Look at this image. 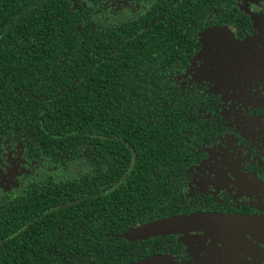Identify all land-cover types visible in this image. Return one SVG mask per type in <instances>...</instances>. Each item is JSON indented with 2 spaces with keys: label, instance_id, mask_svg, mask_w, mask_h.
<instances>
[{
  "label": "trees",
  "instance_id": "obj_1",
  "mask_svg": "<svg viewBox=\"0 0 264 264\" xmlns=\"http://www.w3.org/2000/svg\"><path fill=\"white\" fill-rule=\"evenodd\" d=\"M13 5L0 17V140L85 169L61 184L29 181L6 200L0 264H133L160 253L164 237L122 235L181 212L173 167L189 163L200 128L195 96L167 77L193 40L127 38L129 25L89 19L76 31L72 15L63 32L47 0Z\"/></svg>",
  "mask_w": 264,
  "mask_h": 264
},
{
  "label": "flooded vegetation",
  "instance_id": "obj_2",
  "mask_svg": "<svg viewBox=\"0 0 264 264\" xmlns=\"http://www.w3.org/2000/svg\"><path fill=\"white\" fill-rule=\"evenodd\" d=\"M14 2L0 0V17L5 10L16 9ZM47 2L49 9L56 11V25L63 32H67L68 17L72 15L76 31L84 29L85 20L89 19L108 23L114 30L129 25L127 38H137L144 30L147 40H160L163 36L171 39L172 34L174 40L189 36L193 40L192 53L186 55L184 62L176 60L174 67L178 70H170L167 78L178 92L195 96L191 109L198 116L200 133L189 163L173 167L179 171L173 175L174 204L181 212L167 217L201 213L264 217V80L248 85L246 92L251 96L244 95L240 100L232 92L231 98H224L209 81L196 80V70L203 67L204 61H216L214 54L206 55L203 46L219 45L230 37L242 41L255 36L259 25L264 24V0ZM187 17L191 27L183 23ZM224 51L217 50L216 54L223 55ZM235 159L238 171L225 163ZM83 168L82 162H71L67 155L57 161L50 156H32L22 140L13 141L9 135L7 141L0 140V207L29 181L40 186L49 182L61 184L70 180L66 178L70 170L75 169L79 175ZM55 170L65 176L56 178L52 173ZM239 180L247 181L246 189L238 188ZM251 192L262 193L257 198ZM258 235L247 229L232 231L225 237L204 231L163 235L157 247L161 252L145 259L164 256L168 257V264H264V239Z\"/></svg>",
  "mask_w": 264,
  "mask_h": 264
},
{
  "label": "rangeland",
  "instance_id": "obj_3",
  "mask_svg": "<svg viewBox=\"0 0 264 264\" xmlns=\"http://www.w3.org/2000/svg\"><path fill=\"white\" fill-rule=\"evenodd\" d=\"M258 19V18H257ZM258 21V20H257ZM206 55L214 54L216 61L208 63L204 61L200 69L196 70V80H207L213 88L224 98H231L232 95L240 100L244 95L251 96L246 92V87L253 81L259 82L264 80V24L259 25L258 32L255 36L238 41L230 37L222 41L219 45L203 46ZM223 49V55L218 56L217 50ZM232 92V95H231ZM237 95H235V94ZM239 102H237V105ZM225 162V161H223ZM222 162V163H223ZM232 169L238 171L237 159L226 161ZM52 172L56 178L60 179L65 176L61 171ZM77 176V171H69L67 179H73ZM229 180L227 185H229ZM234 184V183H233ZM238 188L246 189L247 181H238ZM220 185V184H219ZM232 185V183H231ZM262 192L252 193L251 196L259 198Z\"/></svg>",
  "mask_w": 264,
  "mask_h": 264
},
{
  "label": "water",
  "instance_id": "obj_4",
  "mask_svg": "<svg viewBox=\"0 0 264 264\" xmlns=\"http://www.w3.org/2000/svg\"><path fill=\"white\" fill-rule=\"evenodd\" d=\"M216 33L213 32V35ZM255 232L258 237L264 239V217L251 219L242 216H221L215 214H191L167 217L148 222L144 225L132 228L122 235L123 238L133 240H145L148 238L168 234H182L190 231H204L216 236H228L232 231ZM168 257L152 256L133 264H168Z\"/></svg>",
  "mask_w": 264,
  "mask_h": 264
}]
</instances>
